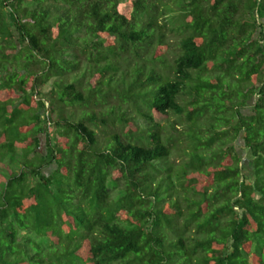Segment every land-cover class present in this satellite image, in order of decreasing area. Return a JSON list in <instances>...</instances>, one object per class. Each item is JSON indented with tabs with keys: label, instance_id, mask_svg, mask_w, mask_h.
I'll use <instances>...</instances> for the list:
<instances>
[{
	"label": "trees",
	"instance_id": "trees-1",
	"mask_svg": "<svg viewBox=\"0 0 264 264\" xmlns=\"http://www.w3.org/2000/svg\"><path fill=\"white\" fill-rule=\"evenodd\" d=\"M0 264H264V0H0Z\"/></svg>",
	"mask_w": 264,
	"mask_h": 264
},
{
	"label": "rangeland",
	"instance_id": "rangeland-1",
	"mask_svg": "<svg viewBox=\"0 0 264 264\" xmlns=\"http://www.w3.org/2000/svg\"><path fill=\"white\" fill-rule=\"evenodd\" d=\"M49 90V84L43 89L44 92H47Z\"/></svg>",
	"mask_w": 264,
	"mask_h": 264
}]
</instances>
